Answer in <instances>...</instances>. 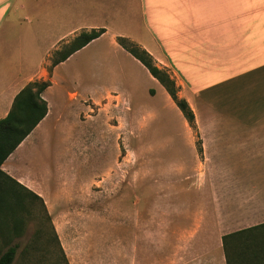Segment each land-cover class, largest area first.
<instances>
[{"label": "crops", "instance_id": "obj_1", "mask_svg": "<svg viewBox=\"0 0 264 264\" xmlns=\"http://www.w3.org/2000/svg\"><path fill=\"white\" fill-rule=\"evenodd\" d=\"M139 20L147 24L138 26ZM101 28L49 72L55 53L81 32ZM119 37L170 68L178 95L195 113V128ZM105 47L118 56L109 64L117 90L138 79L129 58L149 80L145 101L130 96L131 146L138 113L148 124L158 120L159 110L150 106L158 93L181 119L180 127L165 122V213L189 222L183 227L193 229L194 260L196 246L211 244L205 236L214 229L217 246L203 248L201 258L226 264L222 237L264 223V0H0V119L27 84L50 80L42 93L47 115L1 168L50 212L116 208L123 192L132 194L123 188L120 123L113 120L121 111L107 113L102 104L109 92L89 81L108 64L98 53L93 62L81 60ZM90 195L101 200L91 203Z\"/></svg>", "mask_w": 264, "mask_h": 264}, {"label": "rangeland", "instance_id": "obj_2", "mask_svg": "<svg viewBox=\"0 0 264 264\" xmlns=\"http://www.w3.org/2000/svg\"><path fill=\"white\" fill-rule=\"evenodd\" d=\"M146 24L138 21V26ZM125 43L134 46L129 41ZM97 51L89 52L81 60L93 62L98 53L108 64L99 67L100 77L89 81L100 84L101 94L109 92L102 104L107 113L114 109L121 111V116L113 120L120 123L118 145L123 159V188L132 190V194L123 192L116 208H52L50 212L38 198L24 191L22 203L16 205L9 199L10 208H16L14 215L0 221V255L9 246H16L12 264H222L212 256L208 260L201 258L203 248L212 250L217 246L214 229L205 236V241L211 244L196 246L200 253L194 260L197 255L191 253L190 239L193 229L183 227L189 222H179L165 213V122L169 120L171 125L180 127L181 119L165 104L163 93H158L150 100V106L159 110L158 120L148 124L149 117L138 113L137 140L131 146L129 100L133 96L143 102L150 95L148 77L129 58L137 69L138 79L132 88L124 84L123 91L117 90L112 84L109 64L115 65L118 56L110 48ZM60 55L55 53L51 62ZM165 71L172 78L170 68L165 67ZM109 100L119 103L113 105ZM112 151L107 150L106 156H111ZM90 199L92 203L101 197L90 195Z\"/></svg>", "mask_w": 264, "mask_h": 264}, {"label": "trees", "instance_id": "obj_3", "mask_svg": "<svg viewBox=\"0 0 264 264\" xmlns=\"http://www.w3.org/2000/svg\"><path fill=\"white\" fill-rule=\"evenodd\" d=\"M104 31L101 28L81 32L69 45L62 48L64 50L58 51L61 55L52 60L49 72L51 73L52 66L67 59L72 53L99 37ZM126 41H128L126 38H118V42L163 85L188 124L195 128V113L188 101L178 95L175 81L170 78L165 69L155 64L148 51L133 42L130 43L134 46H127ZM49 85V79L32 81L27 84L16 95L7 116L0 119V221L14 215L13 209L16 208H10L9 199H13L16 205L22 203L24 191L38 198L47 211L43 199L5 173L1 165L47 115L48 104L42 93ZM151 93H153L152 90ZM222 246L226 264H264V223L225 234L222 237ZM15 254L16 246H9L0 255V264H12Z\"/></svg>", "mask_w": 264, "mask_h": 264}]
</instances>
